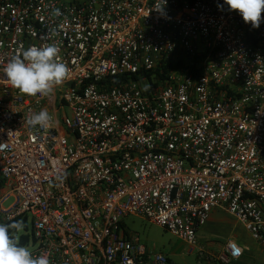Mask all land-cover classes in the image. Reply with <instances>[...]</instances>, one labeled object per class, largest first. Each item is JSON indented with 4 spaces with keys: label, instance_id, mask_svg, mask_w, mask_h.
<instances>
[{
    "label": "built area",
    "instance_id": "1",
    "mask_svg": "<svg viewBox=\"0 0 264 264\" xmlns=\"http://www.w3.org/2000/svg\"><path fill=\"white\" fill-rule=\"evenodd\" d=\"M159 3L0 0V222L31 218L33 253L51 264H168L126 233L127 216L197 248L198 264H237L238 242H199L217 209L264 248V21L224 0ZM50 29L70 77L24 96L3 67ZM181 60L152 87L146 74ZM40 109L51 126L26 123Z\"/></svg>",
    "mask_w": 264,
    "mask_h": 264
},
{
    "label": "clouds",
    "instance_id": "2",
    "mask_svg": "<svg viewBox=\"0 0 264 264\" xmlns=\"http://www.w3.org/2000/svg\"><path fill=\"white\" fill-rule=\"evenodd\" d=\"M160 0L155 7L162 11ZM228 11L237 12L244 23L259 28L264 21V0H224ZM224 5H218L223 10ZM58 33L50 29L46 34V42L22 48L12 55L3 67L7 83L27 97L50 98L55 90L70 77L71 69L61 58V49L54 37ZM55 122V118L46 109L27 115L26 123L31 127L47 128ZM64 175L58 173L57 182H63ZM22 221L9 220L0 222V264H51L47 253L34 255L33 251L19 242V235L24 231Z\"/></svg>",
    "mask_w": 264,
    "mask_h": 264
},
{
    "label": "rangeland",
    "instance_id": "3",
    "mask_svg": "<svg viewBox=\"0 0 264 264\" xmlns=\"http://www.w3.org/2000/svg\"><path fill=\"white\" fill-rule=\"evenodd\" d=\"M66 113L69 114L68 108H66ZM12 203L13 199L9 200L5 206L9 207ZM23 224L25 227L18 237L19 242L22 236H29L30 241L25 246L34 251L36 244L33 242L32 237L31 218L27 223ZM124 225L126 233L134 238L139 246L145 247L148 253L165 255L171 260V264H198V249L196 248L191 252V247L187 243L172 235L164 228L136 216H127L124 219ZM234 227L233 229L219 228L217 232L202 230L199 237L203 239V242L200 244L206 250H209L208 246L205 245L206 243L222 247L229 239L238 240L239 237H247L248 241H252L251 236L242 225L237 224ZM254 244L258 243L252 241V245ZM252 251L253 258L251 264H264V250L261 247H254Z\"/></svg>",
    "mask_w": 264,
    "mask_h": 264
},
{
    "label": "crops",
    "instance_id": "4",
    "mask_svg": "<svg viewBox=\"0 0 264 264\" xmlns=\"http://www.w3.org/2000/svg\"><path fill=\"white\" fill-rule=\"evenodd\" d=\"M241 225L235 218H233L232 216H230L229 214H227L225 211L221 210V209H217L214 210L212 212L211 218L209 220V223L207 224V226L205 228H203L202 230H212L214 232H217L219 228H226V229H233L235 228V225ZM200 230L198 233V239L199 242L202 244L203 239L200 236V232L202 231ZM232 240V239H229ZM252 240V238H251ZM238 242L239 244L242 245V247L244 248L245 254L244 257L237 263V264H251L252 262V258H253V251L252 249L254 247H261L263 250L264 248L259 245V244H254L252 245V241H248L247 237H239L238 240H233ZM206 243V242H205ZM208 246L209 250L208 252H212V253H217L222 251L224 245L222 247L220 246H214V244H205ZM219 248V249H218Z\"/></svg>",
    "mask_w": 264,
    "mask_h": 264
},
{
    "label": "trees",
    "instance_id": "5",
    "mask_svg": "<svg viewBox=\"0 0 264 264\" xmlns=\"http://www.w3.org/2000/svg\"><path fill=\"white\" fill-rule=\"evenodd\" d=\"M187 63L185 60L181 61H168V62H161L158 66V68L148 74H146L147 78L149 79V82L153 83L152 87L156 88L158 87L159 84H164L169 75L175 71L178 70L179 68H186ZM157 81V82H155ZM19 221V219H17ZM24 223H27V219L24 218L23 220ZM30 241L29 236H22L20 238V243L23 245H27ZM168 264H171V260L167 258Z\"/></svg>",
    "mask_w": 264,
    "mask_h": 264
}]
</instances>
